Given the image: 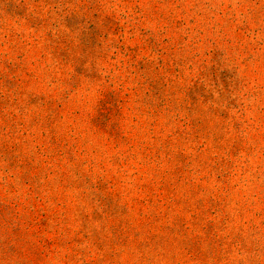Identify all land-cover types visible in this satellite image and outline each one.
Returning a JSON list of instances; mask_svg holds the SVG:
<instances>
[{"label": "rangeland", "instance_id": "obj_1", "mask_svg": "<svg viewBox=\"0 0 264 264\" xmlns=\"http://www.w3.org/2000/svg\"><path fill=\"white\" fill-rule=\"evenodd\" d=\"M0 264H264V0H0Z\"/></svg>", "mask_w": 264, "mask_h": 264}]
</instances>
